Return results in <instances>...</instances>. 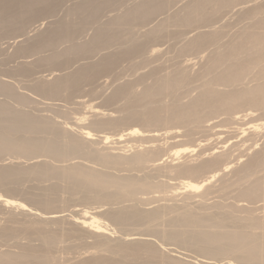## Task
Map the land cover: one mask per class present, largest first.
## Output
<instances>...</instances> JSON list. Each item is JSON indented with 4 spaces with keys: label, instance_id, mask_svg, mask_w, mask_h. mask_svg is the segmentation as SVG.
Returning <instances> with one entry per match:
<instances>
[{
    "label": "rangeland",
    "instance_id": "rangeland-1",
    "mask_svg": "<svg viewBox=\"0 0 264 264\" xmlns=\"http://www.w3.org/2000/svg\"><path fill=\"white\" fill-rule=\"evenodd\" d=\"M101 1L104 2L105 0H101ZM122 1L118 0L115 2L114 0L110 6H107V8H105L104 10L100 12V14L98 15V20L100 19L99 22L95 24L93 23L92 25L87 26L86 28L88 30L85 28L84 29L85 31L83 30V32L81 31L79 33L77 37V39L79 40L77 41L78 42L80 41V43L83 42L84 45L81 48V50L78 53H76V57L74 56V54L73 56H71L72 54L70 55V57L75 58V60L74 58L73 59L71 58L74 62L73 63L71 60V65L72 64L74 65H72L71 67V65L69 64L71 69L67 68L66 70L65 68V70L68 73V70L69 72H71V70L74 71V69L80 68L84 64L89 66V64L99 63L100 60H103V62H106V58L107 56L109 57V55L110 56L115 55V57L114 56L112 57L116 58L115 60L118 59L116 63H114L115 65L112 68L110 67L111 70H109L110 69L109 68L107 70L108 72L104 70V72L106 73H102L103 71H101V73L99 72V75L98 74L95 75L94 72L87 71L85 75L83 76L82 82L79 83L76 88L70 86L68 87L69 89H67L65 87L60 90L57 96L53 95L54 97H51V95H48L50 97L47 98L46 97L47 94L46 95L43 94L45 96H42L40 92H39L40 94H37L38 91L36 90L33 91L34 89H32V87L35 85L34 83H36L33 81L37 79L36 77L40 79V77L44 76V74L47 73L46 75H48L50 73V71L49 73L48 71L45 72L46 70L44 71V68H45L44 63H41L43 64L44 68L39 67L41 66L38 64L40 63V61L37 64L35 63L38 66L36 67L38 68L36 70L33 69V67H35L36 65L35 64L31 65L33 69V73L35 71L37 75L35 73L33 75L32 73V76H29V74L31 75V73H29L28 78H26V76H24L23 78V75H21L20 73L19 74H16V73H18L17 70H20L21 68L25 67L21 65L24 63V61L25 63L27 61H29V63L30 61L35 62V60H37L39 57L48 56L50 55L51 52L53 53L58 50L64 51V49L67 48L66 45L68 46L69 43L67 44V42L65 43L62 42L57 47V50H46L45 52H41L39 56L37 54L35 55L33 54L29 57H26L25 59L16 57V55H14V53H16L14 52V50L15 51L17 50L16 47H18L20 42H24V41L27 42L29 40L31 41L32 39H35V37L37 38L38 35H40L39 37H41L43 32L45 33L47 30H50V28H54V26L57 23H59L62 20H65V18H68L67 20L74 19V17L70 18L67 14L69 12V14L70 13L72 14V15L70 14V16H74V14H77V13L73 14L71 12V9H69V7L72 8L76 4L84 3L85 0H65V1L63 0L58 6V8L56 9V11L53 13L51 18L48 17L45 19H39L37 21L33 20L34 23L31 22V24H30V21H28L30 25L26 23L23 30L18 29V33H21V35L20 34L17 35V30H15L16 33L13 31V34L12 32H9L11 36L10 34L6 35L8 31L6 33V31L3 30L6 34L3 31H1L2 34L0 33V36H1L0 38V79L2 80L0 81L1 83L6 82V84H8L9 86L11 84L12 86L11 88L13 89L14 87L15 89V90L13 89L14 94L17 92L18 95L24 96L25 101H21L17 98H12L13 96L10 97L11 95L9 96L7 93H3V91H0V101L6 102L12 105L13 107L16 106L17 108L25 112H28V113L30 112L33 115H36L37 117H40V116L47 117L53 122H55L60 129L67 128L69 130H72L71 132L75 134L79 130H81V128L90 130L93 134L92 135L93 140L90 141V143H92L91 147L92 149L94 148L95 150L102 151L103 152L102 154H117V153L121 154L120 152H123L122 153L123 155L132 156L137 152H145V149L146 150L151 149L154 151V155L153 156L151 155L152 157L150 156L148 158L149 160L147 159V161L143 163L141 166L140 165L136 166V164H134L135 166L134 167L132 164L130 165L123 164V165H118V166L111 165L99 159H96L93 156H88L85 154L84 155L83 154H77V155L73 154V156L69 155V157L68 156L63 157L64 158L63 159L62 157L52 156L50 154H45V153L42 154L40 152L37 154L33 153V155L29 154L26 156H24L25 154L24 155L21 154L24 157L21 156L20 154H17L18 155L17 156L15 153L7 152L6 154H4L6 156H4L3 154L0 155V165L14 164V165H22V167H25V166H30L36 163H41L44 161L49 162L51 165L53 164V166L55 167L56 166L66 167V166H73V165H82L87 168L93 169L96 172H100V171L106 172L107 174L112 175V176L114 175L116 177L133 176L137 178H145L147 179L148 182L153 183L155 186L149 189L141 190L142 192L139 191L135 195L134 194L119 195L114 200L109 199V198H92V199L87 200L86 198L84 199V197H82L83 194H84L83 196H86V193L81 190L78 191V189L77 190L72 189L73 191L69 193L70 189L68 190L65 188V190H67L65 191L64 189L61 190L60 188L58 189L59 192L58 190L57 192L55 191L53 192L51 189H49L50 186L53 185L54 182H55L54 184L59 182V180L58 181L55 180L56 178L54 179V177H51L52 179H49L50 177L49 178L47 177L46 179L44 178L43 180L42 179L27 180V181H24V183L22 182L23 184L21 183L17 184L13 180H5V182L0 183L1 197L4 199L10 198V199L18 200L19 202H23L27 204L26 209H28L29 207L30 208L28 210H24V209L22 210L20 208H15L14 206L8 207L4 205V203L1 202L0 200V230L1 228L3 230V228L13 226V227H20V228L22 227L28 233L35 232L36 230H38V228L31 221H36V220L40 221L39 219L45 220V218L49 216L48 214L52 212V214L56 213L58 217L46 218L45 222H43V224L46 227L43 226L42 230L45 231L46 234H58L62 237L61 238L62 242L60 240L53 247V249L55 248L53 250V253L56 256L60 264L62 263L72 264L82 259L89 258L92 256H99L101 254H102L101 256H111V254L117 256L115 252L110 253V251H108L107 252L108 255H106L107 250L104 251L105 249H102L101 251L102 253L101 252L99 253L101 249L98 250L95 247L97 245L96 244L97 240L101 239V237H98L97 235L94 234L93 231H91L90 229L88 230L87 227H84L83 225L79 223L78 219L79 217H81L80 214L82 215V212H83L82 210L90 209L89 211L92 212V214L97 215L98 219L104 220L105 223L106 222L109 223L110 228L111 226L112 228H114L115 231L111 230L112 231L111 238L112 239L114 238L113 239L114 241H116L115 238L119 240L123 236L125 237L126 233H131L132 231L133 232L135 231V233L136 232L141 233L142 231V233L148 234V235H143V237L151 239L149 241L153 243V246L157 247V250L159 252L163 250L161 253L165 254L166 260L177 261L176 264H183V262L184 264H189V263L190 264H229L230 259H232V256L211 255L210 257L209 255L207 254L205 255L204 253L203 255L202 252L200 253L199 251L195 250V248L193 249L192 247L191 248L185 247L183 245H180L179 243L173 244V242H170L166 239L164 240V238L162 239L159 235H155L151 232L144 230L145 229L144 226H142L143 228H137L138 225L137 227L136 225L135 226L129 225L128 227L127 226L122 227L114 223L111 219H109L108 215H109V211L111 212L112 210L113 211H115L116 209L118 210L122 206L127 207L131 205L130 207H132V205H134V208L139 209V210H144V209L150 210L152 207H154L153 209L160 208V210L165 208L163 210H166V212L171 211V210L173 211L174 208L172 207L171 209L170 206H174L175 209L179 208V210L180 208L183 209L184 207L185 208L188 207L190 209L192 208V210L194 211H199V213H209V214L225 213L223 214L224 216L230 215L232 218L240 217L239 219H246L248 216L252 215L256 218L264 220V195L256 196L253 199L252 197H247V196L244 197V195L241 193V191L243 190V187H244V190L246 189L251 190L250 186L253 185L252 182L254 183L257 177H260V176L263 177L264 171L263 170H260V172L257 171L258 172V173L256 172L257 176L253 174V176H251V178H248L246 181L244 180L243 177L242 178L240 177L242 175L241 174L242 170L244 169L243 167H245V165L249 162V160L253 156L257 155L259 151L262 152L264 150V132L263 133L261 132L258 135V134H254L250 128L248 129V127L252 123L251 121L255 118L256 115H258V117L262 116L264 118V107L262 108L255 107V108H259L257 110V109L250 108L252 106L247 105L246 107L244 105L242 107H238V109L234 108L232 110H225V109L219 110L218 109L219 111L216 110L218 112H214V113L213 112L205 113V111H202L201 115L199 114L198 119L188 118L187 120H185V122H178V121H169L170 119L168 118L169 119L168 120L166 118L167 120L164 119V122H159L158 124L154 123V125L151 123L150 125L149 122L145 123V121L144 122L140 120L134 121V119L131 118V115L136 114L137 112H141L145 114L147 112H150L149 109H151L152 107L154 108L156 107V109L158 108L161 110L164 109L163 111H165V105H169L168 107L170 106L176 107L175 105H178V106L187 105L190 102H192L195 98H197L203 91L205 92V89H207L209 85L214 87L215 90H219L223 92L225 91L231 92L232 90L233 91L238 90V88L239 90H241V88L242 89L247 88L246 86L248 85H249L248 87H250L253 85L254 86L257 85L258 83H261V81L263 82L264 76L260 71H258L259 70L257 69L259 68L258 66H256V68L254 67L252 71H249L252 74L247 73L243 75V78H241V81L234 82V84H233V81L223 82L221 80H217L216 77L218 74H220V72L224 70L225 67L226 68L229 67L228 62H230V64L233 62L232 58H229V59L227 58L229 57V54H230L229 53L230 49L227 47V45L228 44L229 46L232 45L233 43L239 40L238 36H242L243 34H246L250 30H252L253 22L254 23L259 22L264 19L262 18L264 17L263 16L264 15V0H250V1L249 0H245V1L237 0L234 6H231V8L228 7V8L222 9L221 11L219 10L217 11L218 14L217 12L212 11L207 21H205L204 23L202 22V24H198L199 22L194 23V25L196 24L197 26L193 25V27L191 26L192 24H189V23L188 25L186 23H184L183 25H180L181 22L183 21H180L179 18L181 19L183 17H187L185 15H187V13L193 8L192 5L194 4L195 6L197 2L195 0H173V2L167 3L168 4V5L166 4L167 6L165 5L164 7H161L163 8V10L161 8H160L161 10L158 9V11L155 12V14L152 15L150 18L145 19V20L142 19L141 22L138 21L140 17L136 19V21L139 22V25H136L137 22H135V24H133V27H131V31H132V34L133 32L137 33L135 34L137 37L131 35L130 30H129V33L127 32L129 28L125 30L126 31L124 32L125 34L123 33V37L124 35H126V39L127 37L129 39L130 38L129 36L134 37V38L131 37L130 40H127L128 43H130V45L136 42L137 43L139 42V44L141 43L143 44L142 48H140L139 50H136L140 53L138 54L137 52L138 56L135 54L136 52L134 51L127 52L128 54L130 53L129 55L130 57L128 56V54L117 56V54H119L120 52L123 53L127 51V49L129 50L130 45L127 43H123V42H127L125 37L122 40H120V41H123L121 43H119L120 41H118V43H116L117 41L115 43L112 42L113 44L110 43L107 45H103L104 47H101L95 53H89L92 49V45L88 42L91 41V38H93V35L95 34V32L98 31L97 28H99L100 25L107 23L111 18H113V16L115 17L117 15L124 14L127 10H130L131 7L133 8L134 5L139 4L142 0H128V2L127 0H122ZM240 1L242 3H240ZM120 2H122V4H120ZM188 8L189 9L191 8V9L188 10ZM248 9L253 10L254 13L256 11V14L253 13V15L247 16L246 15L247 13L245 14V12L248 11ZM80 12H82L81 15L79 14ZM80 12H78V16L75 15V18H78L76 20L81 21L88 15V12L84 11L87 14H85L83 11H80ZM83 15L85 16L84 18H83ZM254 16L255 18H253ZM74 22L77 23L78 21H74ZM176 24L178 26H176ZM197 27L198 29H195ZM135 28L137 29V32L135 31L136 30ZM155 28L159 29L160 31L157 37L153 36V32L156 30ZM22 31L24 32V35ZM201 31L202 32L218 31V33L221 31V34L220 36L218 34L219 38L216 43L212 42L211 44V42L210 43L207 42L204 44V46H200L195 49H192V48H189L191 50L185 49V47L187 48L191 40H193L198 34L202 33ZM3 33L5 35H3ZM14 33L17 36H14ZM240 33L242 35H240ZM16 37L18 38V40L16 39ZM28 38L29 40H27ZM133 40L135 42H133ZM233 40L234 41L236 40V41L234 42ZM226 47L229 50H225ZM143 49L144 51L142 53L141 50ZM131 52H133L134 55ZM217 52L219 53L221 52L222 54H219ZM215 54L218 55L217 60L215 58L216 57ZM223 54H226L225 55L226 57H223L224 56ZM77 55L79 59L77 58ZM220 55H223L220 57L223 59L220 60L219 58V62L223 64V66L226 64L224 68L220 63H217L218 57ZM79 56H83V57H79ZM224 58L228 62H225ZM62 59L63 58H60V61ZM22 60H23V63H22ZM223 61L225 62V64L223 63ZM52 63H53V68H54V62H50V66L52 65ZM58 63H57V68H59ZM55 64H56V61H55ZM218 64L220 65L218 66ZM47 65L49 66V63L48 64L46 63V68H47ZM220 66L221 68H219ZM51 67L50 68L48 67L49 70L51 69ZM39 68L43 71L40 72L41 70L39 71ZM53 68L52 70H55V68L54 69ZM10 69L13 70L11 72H14L15 75L13 73H10V71H7ZM15 69H16V72H15ZM63 70L61 72L65 73L66 71L63 72ZM183 70L185 72H183ZM59 72L55 70V73H59ZM178 72H183V76H185L183 78L182 74L180 75L182 78L180 79L181 80L180 87L177 88V86L175 85L176 83H175L174 85L176 87L173 86L172 88H170L171 90L169 89L170 91H168L167 93H164L165 94L164 96H162L163 95L162 94L160 98L159 96H157L158 98L156 97V99H154L155 102H152V104H150L151 103L150 101H153V100L149 99L150 101L149 100L142 101L141 103L142 106L144 105L146 106L144 107L140 106L141 105L140 104L141 95L143 96L146 93V91H148V89L156 90V87L159 86L162 83V81H165L166 78H170L173 76L175 77L179 75ZM9 74L11 75L13 74L14 76L10 75L8 77L7 75ZM54 77H56V75L55 76L53 75L51 78L54 79ZM142 78L143 80H141ZM255 78L256 79L258 78L257 81H259L260 79V81L257 82ZM25 84L26 86L30 85L29 87L28 86L27 87L29 89L31 88V90H29L28 88H25L26 87ZM127 84L128 85L130 84V86L128 87ZM178 84L179 82L177 83V85ZM125 85H127V89L129 88L130 90V92L129 91L126 92L127 94L129 93V96L128 95L115 96V95H118L117 88H119L120 86H125ZM131 86H132V89H130ZM173 88L174 90L172 91ZM33 92H35L36 94H34ZM136 95L139 96V99L138 97H136ZM114 96H115V99H114ZM14 99L17 100L19 103L15 101ZM136 99L140 102L138 103L135 102ZM26 102L28 103V106H26L27 105ZM147 105L149 107H147ZM90 107H93L94 110H97V111L99 110V111L93 112L90 109ZM171 107L170 109L172 110ZM168 109L166 110V112H164V116L166 117H167V114L165 113L170 114L171 112V111L169 112ZM145 110H148V111H145ZM249 112H252L254 114V116H252V114L250 115L253 117V119L249 116L248 114ZM246 114L248 115L246 116ZM169 116L170 115H168V117ZM79 117L83 118V121L77 120ZM112 119L122 120V122H119L114 126L105 127V128L104 127L99 128L95 126L96 121H105V120H112ZM76 120L80 122H77ZM131 128L139 129L142 134L140 133V135L139 134L138 135H126L125 133L128 132L127 130ZM242 129H245L246 132H244ZM123 133L125 135H123V138L121 141L115 139L118 137L119 134H123ZM104 135L111 136V139L108 142V144H106L107 142L106 143L105 142L103 143L102 141L101 143L99 142L100 137ZM95 138H96V141H95ZM185 148H188V150H185ZM179 150L180 152L176 154V151H179ZM8 153L11 155H9ZM215 157L219 159L221 158L220 165H218V167L215 168V171L213 168L212 172L210 169L209 171H205L197 177L188 176V175L179 173L180 171L178 169L184 166L185 164H191V163H193V165H195L196 163L200 164L202 162H205L206 160L214 159ZM189 161H191V163ZM225 163L228 165H226ZM213 174L215 175L213 179L212 180L211 178L209 179V182L210 181L211 182L210 183L208 182L207 186L205 185L202 189L193 190V188L186 185L187 183L186 181L200 182L201 179H204L206 178V176L208 177ZM238 176L241 178V180L244 183L240 179L239 180L237 179ZM61 184H64V182L63 183L61 182ZM156 185L158 186L156 187ZM12 186H16V187L18 186L19 189L17 188V191L15 193H10L8 192V190ZM254 186L255 185H253L252 187L254 188ZM51 191L54 194L51 195L52 193ZM80 192H82V194ZM51 197H54L53 198L54 200H52ZM33 198H42L49 202L52 200V203H56V205L55 204L48 205L49 202L47 204H38V203H35ZM55 200L57 201L55 202ZM172 211L170 212L171 214L167 216L176 214V213H173ZM233 211L234 213H231ZM226 213H230V214H226ZM43 215L44 216L46 215V216L44 217ZM35 217H39V218H35ZM162 225L163 223L160 224V226ZM126 227L129 228L130 230L127 229ZM257 231H261V230L257 229ZM1 240H3V238H0V252L6 251V250H9V251L11 250L12 252L16 250L17 252L18 251L20 252V250H22L20 249L22 248L21 245H23L24 247V245L27 243L28 244L31 243V245L33 243V245L39 246L42 243L41 242L42 239L36 233L32 235L22 234L18 236L17 239L16 237H14L13 239L4 238L3 241ZM1 244L2 245L4 244L3 245L4 247ZM55 246H58V247H55ZM163 247L167 248V250L165 251ZM169 248L173 249L174 251L176 250L179 252L181 251L180 252L181 254L179 252L177 253V251L176 252H174L173 250L169 251L170 250ZM89 250L91 251V253ZM103 253H105V255ZM201 254L203 256H201ZM137 257L138 256L135 255L134 259L136 261H138ZM140 260H142V258ZM233 262H236V261H233ZM236 264H241V263L236 262Z\"/></svg>",
    "mask_w": 264,
    "mask_h": 264
},
{
    "label": "bare ground",
    "instance_id": "bare-ground-1",
    "mask_svg": "<svg viewBox=\"0 0 264 264\" xmlns=\"http://www.w3.org/2000/svg\"><path fill=\"white\" fill-rule=\"evenodd\" d=\"M62 1L63 0H0V33L2 34L1 31L5 30L6 33H7V31H8V33L6 34L4 31L3 32L6 35H9L10 34L9 32H12V34H13V31L16 33L15 30H17V35L18 34L21 35V33H18V29L23 30L25 24L28 23V21H30V24H31V22H33V20L37 21L39 19H45L48 17L51 18L53 13L56 11V9L58 8V6L60 5V3ZM113 1L114 0H105L104 2L101 0H85L84 3L76 4L73 7L71 6L72 8L69 7V9H71V12L73 14L74 13H77V14H74V16H70L71 13L69 14V12H68L67 15L70 18L74 17L75 20L74 19H72V20L78 21L77 23L72 21L70 18H69L70 20H67L68 18H65V20H62L59 23H57L54 26V28H50V30H47L45 33L43 32L41 37H39L40 35H38L37 38L35 37V39H32L31 41L28 38L27 40H29V41L26 40L27 42H25L23 40L24 42H20L18 47H16L17 50L16 51L14 50V52H16V53H14V55H16V57H18V58H24V59L26 57L33 55V54L34 55L37 54L39 56V54L41 52H45L46 50H57V47L62 42H64V43L67 42V44L69 43V45L68 46L66 45V47H67V48H65L66 50L64 49V51L58 50V51H55L53 53L51 52L50 55H48V56L39 57L37 60H35V62L32 61L33 63L31 61L29 63V61H27V60L26 61L28 63L27 62L25 63V61L23 63V60H24L23 59L22 60L23 64H21V65H23L25 67H23V68L20 67L21 69L17 70L18 73H16V74L20 73L21 75H23V78H24V76H26V78H28L29 73H31V75L29 74V76H32L33 69L34 70L38 69V68H36V67H38L36 64L39 61H40V63H38V64L41 65L39 67H42V68H44V67L46 68V63L47 64L49 63V66L47 65V68L46 69L44 68V71L46 70L45 72L48 71V73L50 71V73L48 75H46L47 73L46 74L43 73L44 76H41L40 79H38V77H36L37 79L36 78L35 79L37 81L33 80L34 82H36V83L33 82L35 84L33 86L34 88L31 86L32 89H34L33 91H35V90L38 91L37 94L41 93L42 96H45L47 94L46 97L48 98V97H50L48 95H51V97H54L55 95L57 96L58 93L60 92V90L65 88V87L67 89H69L68 87H70V86L76 88L78 86V84L82 82L83 76L85 75V73L87 71L88 72L89 71L94 72L95 75L96 74L99 75V72L101 73V71H103L102 73H106V72H104V70L107 71L110 67L112 68L115 65L114 63H116V61L118 60V59L115 60L116 59V58H114L115 55H112L114 57H112L110 55H109V57L107 56L106 62H103V60H100L101 62L99 61V63L89 64V66L84 64L81 67L79 66L80 68L74 69V71L71 70V72H69V70H68V73L66 70H67V68L71 69L72 65H74V64L71 65V60L74 57H70V55L72 54L71 56H73V54H74V56L76 57V53H78L84 45L82 41H81L82 43H80V41L79 42L77 41V40H79V39H77L79 33L81 31L83 32V30L87 26L92 25L93 23L95 24V23L99 22L100 19L98 20V15L100 14V12L102 10H104L105 8H107V6H110L113 3ZM116 1H118V0H115V2ZM195 1L197 2L195 4V6L193 4L192 5L193 8L192 9L190 8L191 10L188 8V10H190V11L187 13V15H185L187 17H183L181 19L179 18L180 21H183V22H181L180 25H183L184 23H186L188 25V23H189V24H192L191 26L193 27L194 23L199 22L198 24H202V22L204 23L205 21L208 20L212 11L217 12L219 10L221 11L222 9H225L228 7L231 8V6H234V4H236V2H237V0H198V1L195 0ZM241 1H240V3H242ZM122 2H120V4H122ZM127 2H128V0H127ZM171 2H173V0H142L139 4L134 5L133 8L131 7L132 9L130 8V10H127L124 14L117 15L115 17L113 16V18H111L107 23H104L103 25H100L99 28H97L98 31L95 32V34H94L95 36L93 35V38H91V41L88 42L92 45V49L89 53H95L101 47H104L103 45H107V44H110L112 42L115 43L116 41H117L116 43H118V41L122 40L124 37L126 39V35H124V37H123V33L126 32L125 30H127L128 28L129 29L127 30V32L129 33V30L131 31V27H133V24H135V22H137L136 19L138 17L141 18V19L140 18L138 19V21H140V22L142 19L143 20L148 19L152 15H154L155 12L158 11V9H160L161 7H164L167 3H171ZM189 5H190V3H189ZM109 8H108V10H109ZM126 9H127V7H126ZM161 9L163 10V8H161ZM185 10H187V9H185ZM254 10H256V9H254ZM80 11H83V12L87 11L88 12V15L86 17L84 15L87 13H85V12H84L85 14L83 13L84 14L83 18L84 17L85 18L82 19L81 21L76 20L78 18H75V15L78 16V12H80ZM253 13H254L253 10H249V9H248V11L245 12V14L247 16L253 15ZM79 14L81 15L82 12H80ZM217 14H218V12H217ZM254 14H256V11ZM108 15H110V14H108ZM81 18H82V16H81ZM253 18H255V16ZM262 18H264V17H262ZM261 21L255 22V23L253 22L254 24L252 23V25H253L252 30L249 29L250 31L247 32L246 34H243V35L241 34L242 33L241 32L240 35H242V36H238L239 37L238 38L239 40L237 39L238 41L235 40L236 41L235 42L233 40L235 42L233 44L230 42L232 45L229 46V44L227 43L228 44L227 47L230 49L229 50L227 47L225 49V50L230 51V52L228 51L230 54H229V57H227V58L228 59L232 58L233 62L230 64V62L226 61L224 58L225 62L229 63V65H228L229 67H227V68L225 67L226 68L225 69L224 68V66L226 65L225 62L223 61V63L225 64L223 66V64H221L219 62V58L223 55H224L223 57H226L225 56L226 54L220 55L218 57L217 63H220L223 66L224 70L222 72H220V74L217 75V77H216L217 80H221L223 82H232L233 81V84H234V82L241 81V78H243V75H245L247 73L252 74L249 71H252V69L254 67L256 68V66L259 67V68H257V69H259L258 71H260L264 76V19ZM179 22H178V24H179ZM137 23H136V25H139V22H137ZM176 26H178V25L176 24ZM194 26H197V25L195 24ZM238 26H239V24H238ZM184 27H185V25H184ZM195 29H198V27ZM33 30H35V29H33ZM241 30H242V28H241ZM135 31L137 32V29ZM159 32H160L159 29H156L153 32V36L157 37L159 35ZM4 33H3V35H5ZM15 33H14V36H17V35H15ZM130 34L137 37L135 35L137 33L133 32V34H132V31H131ZM218 34L220 36L221 31L219 33H218V31L202 32V33L198 34L193 40H191L189 42V45L187 46V48L185 47V49H189V48L195 49L197 47L204 46V44L207 42L208 43L211 42V44H212V42L216 43L218 38H219ZM23 35H24V32H23ZM25 35H26V33H25ZM149 35H151V34H149ZM10 36H11V34H10ZM133 36H129V37L131 38ZM9 37H7V38H9ZM0 38H1V36H0ZM130 38L128 39V37H127L126 41L130 40ZM159 38H160V36H159ZM5 39H6V37H5ZM16 39L18 40L17 37H16ZM121 42H123V41H120L119 43H121ZM130 42H132V41H130ZM133 42H135V41L133 40ZM123 43H127L130 45V43H128V41L123 42ZM85 44H87V43H85ZM142 47H143L142 43L139 44V42L138 43L136 42V43L130 45L129 50L126 48L127 51H125L123 53L120 52L119 54H117V56H122L123 54H128L127 53L128 51L129 52L134 51V52H136L135 54L138 56V54H140V53L136 50H139ZM189 50H191V49H189ZM198 50H200V49H198ZM143 51H144V49L141 50L142 53H143ZM137 52H138V54H137ZM152 52H154V51H152ZM131 53L134 55L133 52H131ZM217 53H219V52H217ZM219 54H222V53L220 52ZM129 55H130V53L128 54V56ZM215 55H216L215 58L217 60L218 55L217 54H215ZM227 56H228V54H227ZM79 57H83V56H79ZM60 58H63V59L60 61ZM77 58H78V55H77ZM77 58H76V60H77ZM103 58H104V56H103ZM221 59H223V58H220V60ZM74 60H75V58H74ZM55 61H56V64H55ZM128 61H130V60H128ZM20 62H21V60H20ZM50 62H54V68L56 71H58V72L60 71L59 73H55V70H52L53 63L51 65L52 66L51 67ZM72 62H73V60H72ZM41 63H44L45 66L43 67V64H41ZM57 63L59 64L58 65L59 68H57ZM32 64L36 65V66L34 65L35 67H33V69L31 66ZM69 64L71 65V67L69 66ZM129 64H130V62H129ZM220 64H218V66ZM55 65H56V67H55ZM7 66H8V64H7ZM48 67L49 68L51 67V69L49 70ZM65 68H66V70H65ZM111 68L109 70H111ZM219 68H221V66ZM40 70L41 69L39 68V71ZM62 70H63V72H65V71L66 72L62 73L61 72ZM7 71H10V73H13L15 75L14 72H11L13 70L10 69ZM42 71L43 70H41L40 72H42ZM15 72H16V69H15ZM40 72H38V73H40ZM183 72H185V71L183 70ZM183 72H178L179 75H177L175 77L173 76L170 78H166V80L164 79L165 81H162V83L159 86H157L158 88L156 87V90H149L148 89V91H146V93L143 96L141 95L140 96L141 102L138 101L137 99H136L137 101L135 100V102H137V103L140 102V104H141L142 101H148L150 99V100H153V101L149 100L151 102V103L150 102L149 103L152 104V102H155L154 99H156L157 96H159V98L161 97L162 94H163L162 96H164L165 95L164 93H167L168 91H170L171 90L170 88H172L173 86L174 87L177 86V88L180 87L181 86L180 85V82H181L180 79H182L180 75L182 74V77L183 78L185 77V76H183ZM34 73H35V71H34ZM34 73H33V75H34ZM253 73H255V72H253ZM5 74H7V73H5ZM10 75L11 74H9L7 76L9 77ZM51 75L52 76L56 75V77H54V79H53V78H51L52 77ZM39 76H40V74H39ZM48 77H50V78H48ZM261 78H263V77H261ZM257 79H256V81H257ZM0 80H2V79H0ZM141 80H143V78ZM259 81H260V79H259ZM259 81H257V82H259ZM178 82H179V84H178L179 86L177 85ZM261 83H258L259 85L257 84L255 86L253 85L250 87H248L249 86L248 84H247L248 86H246V84H245V86L247 88L243 87L244 89L241 88V90H239V88H238V90H234V91L232 90L231 92L230 91L229 92H227V91L223 92V91L215 90L214 87L209 85L208 88L205 89V92L203 91L204 93L202 92L197 98H195L192 102H190L187 105H184V106L183 105H179V106L175 105L176 107H174L172 105L174 107L173 108L170 106L172 108V110L170 109V107H168L169 105H165V111H163L164 106L162 107L163 110L158 109V108L156 109V107L155 108L152 107L151 108L152 110L149 109L150 112H147L146 114L141 113V112H137L136 114L131 115V118L134 119V121L140 120L143 122L145 121V123L149 122V124L151 123L154 125V123L158 124L159 122H164V119L167 120L168 118L170 119V120L168 119L169 121H178V122H185V120H187L188 118L198 119L199 114L201 115L202 111H205V113L206 112H213L214 113V112H218L219 110H222V109H225V110H232L234 108L238 109V107H242L244 105L246 107H247V105L252 106L250 108L258 110L260 107L261 108L264 107V81L263 82L261 81ZM26 84H25V86H26ZM130 84L129 85L127 84L128 87L130 86ZM127 85L120 86L119 88H117L118 95H115V96H119V95L120 96L121 95H125V96L128 95L129 96V93L128 94L126 93L127 91L130 92L129 88L127 89ZM27 86L29 87L30 85H27ZM27 86L25 88H28ZM11 87H12L11 84L9 86L8 84H6V82L1 83V81H0V91H3V93H7L9 96L11 95L10 97L13 96L12 98H17L21 101H25V97L22 95H18L17 92L14 94V91H13L14 87H13V89ZM130 89H132V86L130 87ZM29 90H31V88ZM173 90H174V88L172 89V91ZM33 93L36 94L35 92H33ZM43 94H45V95H43ZM130 94H132V93H130ZM115 96H114V99H115ZM136 97H138V99H139V96L136 95ZM151 98H153V99H151ZM50 99H52V98H50ZM15 101H17V100H15ZM82 102H84V101H82ZM26 106H28V103ZM140 106L144 107L146 105L142 106V104H141ZM15 107H13L12 105H10L6 102L0 101V155L1 154L4 155L7 152H9V153H15L16 155L17 154H20V155L25 154L24 156H26L29 154L33 155V153L37 154L40 152L42 154L45 153V154H50L52 156H57V157L63 158L66 156L69 157V155L73 156V154H76V155L77 154H83V155L85 154L88 156H93L96 159H99L105 163L115 165V166L123 165V164H129V165L132 164L133 166H134V164H136V166H138V165L141 166L143 163H145L147 161V159L151 155L152 156L154 155V151L151 149H150L151 151L145 149V152H137L132 156L123 155L122 154L123 152H120L121 154H118V153L117 154H102L103 153L102 151L95 150L94 148L92 149V147H91L92 143H90V141L93 140L92 139L93 134L90 130L85 129V128H81V130H79L75 134V133L71 132L72 130H69L67 128L60 129L55 122H53L52 120H50L47 117H42V116L37 117L36 115H33L30 112L28 113V112H25V111L17 108V107L15 108ZM147 107H149V106L147 105ZM255 107H259V108H255ZM166 108L168 109L169 112L171 111L170 114L165 113V114H167V117L164 116V112H166V110H167ZM90 109L93 112L99 111V110L98 111L94 110L93 107H90ZM216 110H218V111H216ZM145 111H148V110H145ZM248 114H249V116L251 114H252V116H254V114L252 112H249ZM248 114H246V116ZM168 115H170V116L168 117ZM252 116H250V117L253 119ZM77 120L83 121V118L79 117ZM263 120H264V118L262 116L258 117V115H256L255 118L251 121L253 124L251 123V125L248 127V129L250 128L254 134L259 135L261 132L263 133L264 132V121ZM80 121H77V122H80ZM119 122H122V120L112 119V120H105V121H96V124L95 123L94 124L96 127H99V128L104 127L105 128V127L114 126ZM242 130L244 132H246L245 129H242ZM127 131L128 132L125 133L126 135H138V134L140 135V133H141L140 130L137 128H131V129H128ZM125 134L124 133L119 134L118 137L115 139L121 141L123 138V135H125ZM113 136H114V134H113ZM110 139H111L110 135H104V136L100 137L99 142L100 143H101V141L103 143L107 142L106 144H108ZM95 141H96V138H95ZM185 150H188V148H185ZM179 152H180V150L176 151V154H178ZM213 152H215V151H213ZM9 155H11V154H9ZM23 155H21V156H23ZM4 156H6V155H4ZM220 159L215 157L214 159L206 160L205 162H202L200 164L196 163L197 165L196 164L193 165V163H191V161H189L191 164H185L184 166H182L181 168L178 169L180 171V172L179 171L178 172L180 174H185L188 176L197 177L200 174H202L203 172L209 171L210 169H211V172H212L213 168L215 171V168L218 167V165H220ZM226 165H228V164H226ZM243 168L244 169L242 170V173L240 172L242 174L240 177L241 178L243 177L245 181L248 178H251V176H253V174L257 176V173H258L257 171H259V172H260V170L264 171V150L262 152L259 151L257 153V155L253 156L249 160V162L245 165V167H243ZM225 169H227V168H225ZM218 171H219V169H218ZM176 174H178V173H176ZM216 174H218V173H216ZM214 176H215L214 174L210 175L208 177L206 176V178L201 179L200 182L186 181L187 182L186 185L193 188V190H199V189H202L205 185L207 186L209 179L211 178V180H212ZM47 177L48 178L50 177L49 179H52L51 177H54V179L56 178L55 180H57V181L59 180V182H60L59 183L56 181L57 182L56 184H54L55 183L54 182L53 185L50 186L49 189H51L53 192L54 191L57 192V190L60 188H61V190H63V189L65 190V188H66L68 190L70 189L69 193H71V191H73L72 189H76V190L78 189V191L81 190V191L86 193V196H83L84 195L83 194L82 197H84V199L86 198L87 200L92 199V198H109V199L114 200L119 195H123V194H134L135 195V194H137V192H139L141 190L149 189V188L155 186L153 183L148 182L147 179H145V178H137V177H133V176H131V177L130 176L116 177L114 175L113 176L109 175L106 172H101V171L96 172L93 169L87 168V167L82 166V165H73V166H66V167L56 166L55 167V166H53V164L51 165L49 162H45V161L41 162V163H36V164L30 165V166H25V167H22V165H14V164H12V165L11 164L10 165H0V183L5 182V180H13L17 184H20V183L23 184L24 181H27V180H33V179H35V180L36 179H38V180L42 179L43 180L44 178L46 179ZM240 177L238 176L237 179L241 180ZM61 182L62 183L64 182V184H61ZM252 184L255 186H254V188L252 187L253 185L250 186L251 190L246 189V188H245L246 190H244V187H243V190L241 191V193L244 195V197L247 196V197H252L254 199V197H256V196H259V195L263 196L264 195V176L263 177L262 176L257 177L255 182L254 183L252 182ZM157 186L158 185H156V187ZM17 188H18V186L17 187L12 186L9 188L8 192L15 193L17 191ZM65 191H67V190H65ZM53 192L51 193V195L54 194ZM58 192H59V190H58ZM80 193L82 194V192H80ZM55 195H56V193H55ZM78 196H80V195H78ZM48 197H50V196H48ZM51 198H52V200H54L53 199L54 197H51ZM33 199H34L35 203H38V204H47L49 202V201L42 199V198H33ZM0 200H1V202L4 203V205H6L8 207L14 206L15 208H20L22 210L23 209L28 210L30 208L29 207L28 209H26L27 204H25L23 202H19L18 200L10 199V198L4 199L1 197V195H0ZM52 200L49 202L50 204L48 203V205H53V204L56 205V203H52ZM56 201L57 200H55V202ZM124 206H125V204H124ZM130 206H127L128 208L122 206L124 209L122 207L121 208L119 207L120 209H118V210L116 209L115 211H113V210L111 212L109 211L108 218L111 219L114 223H116L122 227L123 226L128 227L129 225L130 226L136 225V227H137V225H138L137 228H143L142 226H144L145 227L144 230L151 232L155 235H159L162 239L164 238V240L166 239L170 242H173V244L179 243L180 245H183L185 247H190V248L192 247L193 249L195 248V250L199 251L200 253L202 252V254L203 253L205 255L207 254L210 257H211V255H229V256H232V259H230V262L228 261L229 264H236V262L237 263L240 262L241 264H242V262H243V264L244 263L245 264H264V220H262V219L256 218L252 215L248 216L246 219H239L240 217L232 218L230 215H227L228 217L226 215L224 216L223 214H225V213H222V214H220V213L219 214L199 213V211H194V210H192V208L190 209L188 207L187 208L184 207L183 209L180 208V210H179V208L175 209L174 206H170L171 209H172V207L174 208L173 211L171 209L170 210L176 214H172L171 216H167V215L171 214L170 213L171 211L166 212V210H163L165 208L160 210V208L153 209L154 207H152L151 209H153V210H151V209L150 210H145V209L139 210V209L134 208V205H132V207H130ZM114 208H116V207H114ZM166 208H167V206H166ZM89 210H82L83 211L82 215L79 213L81 216V217L78 216L80 219V220L78 219L79 223L81 225H83L84 227H87L88 230L90 229L91 231H93L94 234L97 235L98 237H101V239L97 240V243H96L97 245L95 247L98 250L101 249L99 251V253L102 251V249H105L104 251L107 250L106 255H108L107 252L110 251V253L115 252V254H117V256H115L113 254H111V256H101L102 255L101 254L99 256H92L89 258L82 259V260L77 261V262L72 263V264H176L177 263V261L166 260L165 254L161 253L163 250L161 252H159L157 250V247L153 246V243H151V241H149L151 239L143 237V235H148V234L142 233V231H141V233L140 232L135 233V231L134 232L132 231L133 233L132 232L126 233L125 237L123 236L119 240L117 238H115L116 241H114L113 240L114 238L113 239L111 238V234H112L111 230L115 231L114 228H112V226L110 228L109 223H107V222L105 223L104 220L98 219L97 215L92 214V212H90ZM168 212H169V214H168ZM76 213H77V211H76ZM231 213H234V211ZM54 214H52V212H51L48 214L49 216H47L46 218L58 217V215H56V213H54ZM226 214H230V213H226ZM231 215H233V214H231ZM235 215H237V214H235ZM35 218H39V217H35ZM46 218H45V220H46ZM39 220L40 221H37V220L31 221L38 228V230H36L35 232H32V233L26 232V230L22 227L20 228V227L11 226V227H7V228H3V230L1 228L0 238H3V240H4V238L13 239L14 237H16V239H17V237L22 235V234L32 235V234L36 233L42 239V241H41L42 243L39 246H35V245H33V243H32V245H31V243H29V244L27 243L24 245V247H23V245L20 244L22 247L20 249H22V250H20V252L19 251L17 252L15 250L17 253L15 251L12 252L11 250L10 251L6 250V251L0 252V264H60L58 262L56 256L53 253V250L55 249V248L53 249V247L57 242H59L61 240L62 237L58 234H46V232L42 230V227L45 226L43 224V222H45V220L44 219H42V220L39 219ZM114 223H112V224H114ZM161 223H163L162 226H160ZM127 229H129V228H127ZM257 229H259L261 231H257ZM3 240H1V241H3ZM61 242H62V240H61ZM165 243H166V241H165ZM55 247H58V246H55ZM14 248H15V246H14ZM86 249H88V248H86ZM163 249H165V251L167 250V248H164V247H163ZM169 249H168L169 251L173 250L171 248H169ZM176 251H174V252H176ZM178 252L179 251H177V253ZM90 253H91V251H90ZM177 253H175V254H177ZM103 254L105 255V253H103ZM202 254H201V256L204 255V254L203 255ZM135 255L138 256L137 257L138 261H136L134 259ZM141 258H142V260H140ZM232 260L236 261V262H233ZM191 262H193V261H191ZM206 263H207V261H206ZM208 263H210V262H208ZM183 264H184V262H183Z\"/></svg>",
    "mask_w": 264,
    "mask_h": 264
}]
</instances>
